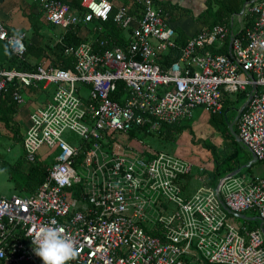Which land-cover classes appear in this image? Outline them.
<instances>
[{
  "label": "built area",
  "instance_id": "built-area-1",
  "mask_svg": "<svg viewBox=\"0 0 264 264\" xmlns=\"http://www.w3.org/2000/svg\"><path fill=\"white\" fill-rule=\"evenodd\" d=\"M252 1L245 7L252 17L245 34L241 15L229 25L201 29L167 68L158 59L174 47V27L162 6L146 0L138 17L123 6L113 16L116 25L130 30L125 49L96 36L65 48L73 70L44 64L31 71L0 69V97L13 84L17 104L24 101L22 87H55L53 98L32 114L22 142L30 162L46 148L40 157L49 161L44 181L33 194H0V260L42 264L29 229L54 220L77 251L67 264H264V175H234L188 194L182 183L193 174L191 162L163 151L136 154L110 141L133 127L159 131L199 109L218 113L224 93L248 90L236 132L241 146L264 165V0ZM40 5L46 20L63 31L59 42L68 28L106 21L113 9L109 0H83L82 13L55 0ZM102 29L93 26L96 35ZM24 39L0 21V40L21 60ZM224 45L226 53L212 51ZM78 82L92 85L86 102L78 96ZM65 130L79 134L80 144L63 139ZM82 154L78 170L74 164ZM162 202L172 206L169 215L155 207ZM226 209L251 212L256 225L249 218L242 225L228 222L234 215ZM146 223H162L164 239L147 232Z\"/></svg>",
  "mask_w": 264,
  "mask_h": 264
},
{
  "label": "trees",
  "instance_id": "trees-1",
  "mask_svg": "<svg viewBox=\"0 0 264 264\" xmlns=\"http://www.w3.org/2000/svg\"><path fill=\"white\" fill-rule=\"evenodd\" d=\"M41 1L42 0H39V2ZM55 1H58L62 4L63 3L67 4L72 8H77V10L81 13L83 12V7L81 6V2L83 0H55ZM109 1L113 4V9H112V12L109 18L106 21L93 20L91 23H88V24H82V25L72 26L68 28L67 31L63 34V38L61 42L56 40V42L53 45L48 44V47L37 48L36 53H35L37 57V61H38L37 64L43 57L48 56V57H51L50 65L52 67L63 69V70H73L72 57L66 55L64 50L67 46L76 47L87 40L86 37L81 36L79 34L80 28L87 26V25H90L92 27V31H94L93 30L94 24L95 26H101L103 28L102 31L98 32L97 34L98 39H108L110 40V43L112 45H118L124 49L127 48V42H128L127 35L128 37H130L129 36L130 30H125L122 27L116 25L113 21V16L116 13L117 9L123 6V7H127L128 9L127 12L129 14L136 15L138 17L142 13L145 7L146 0H109ZM151 1L154 3V5L162 6L164 10L168 12L169 15L174 20L180 17L182 14L183 15L186 14V11L183 9H180V12L175 14L172 8L176 6H173V4H171V2L169 1L167 2H164L163 0H151ZM250 1L252 0H205V4H204L205 10L202 11L199 14V16L194 17V18L196 20L203 21L205 25L204 28H207V29L217 24L229 25L232 18L234 22L237 20V16L240 15V12L244 4ZM41 11L45 18L43 7H41ZM188 14L191 15L190 13ZM241 20L244 23V28L240 30V33L245 34L246 28L249 27L252 22V17L250 16L247 10H245L244 13L241 14ZM234 26L237 27L238 24L234 23ZM174 31H175L174 47L170 48L165 54L160 56V59H158V63L164 68L169 67L173 62L179 59L183 46L185 45L187 39L191 37V36L188 37L185 34V32L179 27L177 29L174 28ZM225 44H227V42ZM94 46L97 47L98 43H95ZM110 46H106L104 47V49H109ZM30 48H31V45L26 46L25 59L21 60L17 58L9 50L7 44L4 41L0 40V56L2 52L5 53V54H2V56L4 57L5 60L9 62L11 69L31 71L37 67V64H35L36 65L35 66V65L28 63V61H26V57L28 55V51L30 50ZM101 49L102 48L100 47L99 50ZM212 51L216 53H226L227 47H225L224 45L223 49H218V50L212 47ZM0 68L2 69L1 65H0ZM40 86L42 87L43 83H41ZM30 87H33V86H30ZM82 87L86 88V94L85 93L82 94L81 92ZM91 87L92 85L90 83L78 82L76 91L78 92L79 98H81L83 102H86L88 100L89 91L91 90ZM118 87L120 89H123V82L119 81ZM14 89H15L14 85L9 84L8 92L0 97V122H3L9 130H11L14 134H16L15 133L16 129L12 125V121H11L12 115L15 112V106H16L15 104L16 102L12 99V96H11V93L12 91H14ZM119 93L120 92L117 93L116 98L119 95ZM247 93H248V90H245V91H241L236 94H237V97L243 96L244 100H246ZM231 95L232 94H229V93L223 94V97H222L223 108L220 112L207 114L209 116L208 124L216 132H218L221 136H223L226 139H230L231 143H229L227 146L232 145L233 147V150H231L230 152H227V154L222 156L219 153L217 145L210 143V142L201 141L202 142L201 145L211 153V161L213 165L210 170L203 167V170L198 171L197 173L198 176L201 175L205 177L207 186H212V187L216 186L218 181L224 178L225 175H227L228 173H230L231 171L239 167H242L243 165L248 163V161L250 160V158H248V155L244 153V149H243L244 147H242L241 144L235 140V138L233 137V135L231 134L228 128V123L233 120V119L230 120L228 117V111H229V108L231 107V104L229 101V98ZM8 102H10L9 105H8ZM232 110H235V109L232 108ZM186 125H182V122L163 124L159 129L160 136L162 134L161 137H164L165 140H168L172 136H179L180 133L184 129H186L187 127ZM147 126L148 125H145L143 127H133L125 134H121V133L116 134L112 139L110 138L111 139L110 141L118 142L121 144V143H124L122 140L123 137H127L126 140H131V139L136 140L137 137L141 134L148 135L151 133L147 131L148 130ZM234 128L236 130V125L234 126ZM13 129L15 130V132L13 131ZM189 131L192 134V129H189ZM23 139H24V135L22 136L21 142H23ZM192 139H194V136L192 137ZM102 146L104 148L103 144ZM108 150H110V148H108ZM46 152H47L46 148H43L38 156V160L35 162L29 163V170L24 180L25 182L24 187L26 188L28 187L27 190L29 191L28 192L29 194H33L36 191V189L44 181L45 176L47 175V167L49 166V161L46 158L45 159L40 158L41 155L45 156ZM149 156L150 155H148V157ZM83 157H84L83 154L80 156H77L75 164H74L75 166H78L80 169H81V162L83 160ZM4 164L8 165L4 167L8 170L10 169V172L12 170L14 171V168L18 165V164H15L13 167V165L8 164V162L4 160L3 162H0V167H2ZM253 165L254 164H252L248 168L241 169V171L237 173L235 177H239L243 175H245L246 177H249L247 176V173L250 172ZM192 176L194 175L192 174V175H188L185 177V181L182 183L183 188H186V186H188V181ZM79 187L80 186H76V189L80 190ZM155 207L157 208V210L161 209L162 210L161 213L163 215H169V213L173 209L172 206H170L166 202H162L160 207L158 206H155ZM144 228L147 230V232L155 236H158L161 239H164V232L166 230L163 227L162 223H158V224L157 223L155 224L146 223L144 225ZM11 241H13V239H10L8 242H11ZM3 263L4 261L0 260V264H3Z\"/></svg>",
  "mask_w": 264,
  "mask_h": 264
},
{
  "label": "crops",
  "instance_id": "crops-1",
  "mask_svg": "<svg viewBox=\"0 0 264 264\" xmlns=\"http://www.w3.org/2000/svg\"><path fill=\"white\" fill-rule=\"evenodd\" d=\"M164 2H171L173 4L172 10L177 14L180 12V9L186 11V14H182L177 19H173L170 16L171 25L174 28H181L185 34L189 37L195 34L200 29L204 28L205 25L203 21L196 20L194 17L199 16V14L205 10V0H163ZM39 0H0V21L4 24L6 30L10 34H25V45H31L30 50L28 51V55L26 57V61L28 63L35 65L37 64L36 50L39 47H48V44L53 45L58 37L63 32L59 27L52 26L49 24L42 14L41 7L39 4ZM191 15H189L188 13ZM196 21V22H195ZM79 34L81 36L86 37V41L92 40L97 35L92 31V27L90 25L84 26L80 28ZM85 41V42H86ZM3 50V49H2ZM48 51V50H47ZM49 52V51H48ZM2 54H5L2 52ZM0 56V65L2 69L12 70L9 62L4 59V57ZM51 57L45 56L43 57L39 63L47 66H51ZM9 66V67H8ZM36 66V65H35ZM1 69V68H0ZM55 91V87L50 85L48 87H22L21 94L24 98V101L21 104H16L15 112L12 115V125L15 127L13 131L9 130L3 122H0V162L6 160L8 164L14 165L18 164L15 168V174L20 178L21 182L16 183L12 187H8L9 190L18 189V191L22 195L29 194L28 187H24V180L29 170V163L24 155V149L22 145V136L26 133L28 128L32 125L31 116L39 106H42L44 102L50 101L53 98V94ZM82 94H86V88L81 89ZM81 94V95H82ZM43 96V97H42ZM45 98V99H44ZM44 99V100H43ZM40 100L42 102H40ZM10 102H8L9 105ZM202 116L207 115L203 111H201ZM127 139V137H125ZM124 137L122 138L125 139ZM127 141V140H126ZM125 141V142H126ZM134 141V140H128ZM3 142H8L3 145ZM126 143H124L125 145ZM129 146L128 143L125 145ZM124 147V148H125ZM244 149V153L248 155V158L251 159V152L247 149ZM131 150V149H130ZM131 152V151H130ZM255 164V163H254ZM8 165H3L0 167V176H3L1 172L4 170H8L5 167ZM199 171V170H198ZM200 175V174H199ZM264 175V173H263ZM14 176L10 175L9 179H13ZM194 181L198 182L195 189L200 186L206 185V179L204 176L196 175L192 176L188 181V186H186V190L188 194L190 192V184ZM207 186V185H206ZM194 189V188H193ZM194 189V190H195ZM193 190V191H194ZM1 195L5 197H9L6 194L0 192ZM16 192L14 191V194ZM11 197V196H10ZM247 217L252 220L253 215ZM7 264V263H3Z\"/></svg>",
  "mask_w": 264,
  "mask_h": 264
},
{
  "label": "rangeland",
  "instance_id": "rangeland-1",
  "mask_svg": "<svg viewBox=\"0 0 264 264\" xmlns=\"http://www.w3.org/2000/svg\"><path fill=\"white\" fill-rule=\"evenodd\" d=\"M229 101L231 107L228 111V117L230 120H232L236 116V109L239 108L246 100H244L243 96L237 97V94H232L229 98ZM40 102L42 101L40 100ZM232 108H234L235 110H232ZM208 118V115L202 116L201 109H199L196 111L193 118L182 121V125L187 124V127L180 133L179 136H172L168 140H165L164 137H161L162 134L160 136V131H153L148 135H139L137 139L132 142L128 140L126 141V138L124 137L125 139H123V142L126 144L128 143L129 146L125 147L126 144H121L123 145V147H125L126 149H131L136 154L144 153L145 155H151L161 151L175 154L176 156L191 162L194 165L192 173L193 175H196V173H198L199 167H204L210 170L213 166L211 161V153L201 145V141H206L217 145L219 153L222 156L227 154V152L233 150L232 145L227 146L229 143H231L230 139H226L218 132H216L208 124ZM189 129H192V134L190 133ZM193 136L194 139H192ZM62 137L68 143L74 146L79 145L81 142L79 134L72 130H65L62 133ZM7 143L8 142H3L2 144L5 145ZM75 167L80 170L78 166ZM1 173L3 174V176H0V192L10 197L12 196V194H14L15 191L16 195L23 196L18 191V189H8V187H12L16 183L21 182L17 174H15L13 170L10 172V169L4 170ZM263 173L264 165L256 162L251 168L250 172L247 173V176H261L263 175ZM10 175H13L14 178L9 179ZM197 184L198 182L193 180V182L190 184V193L193 192ZM251 214V212H247L246 216H251ZM228 222H233L236 225L245 224L244 219L236 218L232 215L229 216ZM250 223L253 226L256 225L255 221H250Z\"/></svg>",
  "mask_w": 264,
  "mask_h": 264
},
{
  "label": "clouds",
  "instance_id": "clouds-1",
  "mask_svg": "<svg viewBox=\"0 0 264 264\" xmlns=\"http://www.w3.org/2000/svg\"><path fill=\"white\" fill-rule=\"evenodd\" d=\"M64 229L53 220L49 224L33 225L29 229L34 254L42 264H67L77 256L74 242L65 237Z\"/></svg>",
  "mask_w": 264,
  "mask_h": 264
},
{
  "label": "water",
  "instance_id": "water-1",
  "mask_svg": "<svg viewBox=\"0 0 264 264\" xmlns=\"http://www.w3.org/2000/svg\"><path fill=\"white\" fill-rule=\"evenodd\" d=\"M253 1H250V3H252ZM246 4H244L241 12H240V15L244 13L245 11V7H246ZM250 98H248L239 108L236 109V116L234 117V119L228 123V128H229V131L231 132V134L233 135V137L235 138V140L239 143L240 142V138L234 128L239 116H240V113L241 111L244 109V107L247 105V103L249 102ZM257 162V158L254 154H251V159L248 161V163H246L244 166L242 167H239L233 171H231L230 173H228L227 175L224 176V179H227V178H230L234 175H236L237 173H239L241 171V169L243 168H248L250 167L252 164L256 163ZM226 211L229 213V214H233L234 216L240 218V219H248V217L245 215V214H241V213H236L234 214L233 212H231L229 209H226Z\"/></svg>",
  "mask_w": 264,
  "mask_h": 264
}]
</instances>
